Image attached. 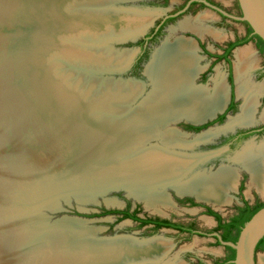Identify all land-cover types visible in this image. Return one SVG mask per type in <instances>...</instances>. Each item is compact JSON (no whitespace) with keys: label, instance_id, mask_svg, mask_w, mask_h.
I'll return each mask as SVG.
<instances>
[{"label":"rangeland","instance_id":"rangeland-1","mask_svg":"<svg viewBox=\"0 0 264 264\" xmlns=\"http://www.w3.org/2000/svg\"><path fill=\"white\" fill-rule=\"evenodd\" d=\"M68 1V3L71 4V1ZM72 1L75 2V5H72L75 6V8L69 9L70 7H66L64 10L63 7L60 9L58 6L57 9H60V11L57 10L54 16L52 15L49 17V25L45 21L43 22V28L46 27L45 31H43L40 26L41 24L35 23V20L32 21L34 14H38L37 7L39 6L35 5V7L31 3L32 0L27 1V3L25 0H17V9L14 10L15 14L8 15V17H5L1 22L2 24L0 23V34L2 35L5 44L4 47L6 49L1 55L2 50L0 48V68L2 67L1 72H3V67L7 61L6 56L11 58V60H15L19 51L21 52L23 49L29 50L30 46L34 44L37 49H41L42 51L39 52L38 50L39 55L37 57L39 59V61H37L39 62L37 71H39L38 75H40V78L51 81L62 93L66 94L69 92L71 94L76 93L79 94V96L81 95L80 99L84 106L90 105L89 100L87 102V99L82 98L83 94L87 91V87L97 82L96 89L99 88L100 90L105 87V85L107 86V82L110 81L108 79L114 76L102 73L103 69H108L111 63H104L101 59L96 62H84L82 58H84L85 52L93 49L92 52L97 53L98 57L100 56L103 58L106 56L104 57L106 59L114 57L116 61L119 60V62L113 63L114 66H110L112 68L122 65L128 62L132 56L133 52L130 50L137 48L136 42L144 38L149 30L157 25L159 20L174 13L180 6L179 1H171L169 4H163L160 0H136L128 3L121 2L116 3L112 7H108L107 5L115 2V0H96L93 2L88 0ZM215 1L221 3L226 11L229 10L236 13L234 15L241 16L237 14V0ZM94 4L95 7L93 6ZM104 4H106L105 7L107 9L104 8L103 10ZM195 9V11L176 19L175 22L167 24L162 36L155 43H151L149 57L142 64V69L140 71L141 78L135 77L129 70L123 75L114 76L118 81L120 78H123V80L136 78L145 83L144 96L140 97L139 100L136 98L137 100L134 102V106H132L133 110L135 106L140 105L139 103L142 99H146L144 98L145 96L150 95L153 89L152 79L150 80V77L147 75L149 77L147 78L144 74L145 66L166 39V41L173 43L176 39L184 37L193 39L197 44V37L190 33L192 32L202 38L201 41H203L207 48L214 51L216 50L214 46L217 42L225 44L227 41L235 39L236 37H245L250 31V27L246 23L234 21L224 23L218 14L209 9ZM106 10L116 15L110 18L104 16L105 20H112L106 24L102 22H96V24H91V26L85 24L88 28L85 30V28H83L84 23L81 27L76 24L79 21H75L74 25L76 24V26L73 24L67 26V24H65L67 27H61L64 22H67H62L60 18L61 15L65 16L67 13L69 15L72 13H76L75 15H84L82 13H85L86 15L97 14L98 16H103ZM126 11H130L129 13L132 14L141 13L142 15L143 13L146 17L148 16L151 18H149L147 24H145L146 28L141 29L143 30L141 35L127 38V41L121 42L116 39L135 35V32L130 33L133 30L130 27L123 26V21L120 20L122 17L120 18L119 15ZM148 11H151V13H147ZM27 14L30 15L28 16ZM56 15L59 16V18H56ZM27 16L29 18H27ZM104 17L100 18L104 19ZM198 18L204 19V27L205 29H209L210 33L204 31L202 35H198L190 29H182L180 27L183 21L189 20L194 22ZM46 25L50 27L49 30V27ZM125 28L127 29L124 30ZM52 29L56 32L54 33ZM122 31L124 32L122 33ZM256 45V40H251L244 47L237 49L234 54L235 57L232 56L231 59L234 68H236L235 63L237 54L245 49H251V59L254 61V67L251 68L247 75V82L255 86V88L263 89L262 92H260V95H262L264 92V79H257V70L263 67L264 59L263 56L259 54ZM196 53L200 58V66L202 67V72L198 74L195 80L196 84L199 86L211 87L215 79L219 78V81H224L226 83L229 97L230 89L229 83H227L229 74L228 63L225 61L218 63L214 66V69L210 71L208 77L204 78L203 75L206 73L205 70L210 66L212 61L201 52V49L198 50L197 48ZM1 61H4V63L1 64ZM32 69L35 68L32 67ZM17 78L18 77L13 80L16 82L19 80ZM30 78V75L26 76L24 82L31 86ZM80 79H83V84L81 83L78 86L77 81ZM75 86L77 88H75ZM10 88L12 90L13 86ZM101 94L102 92H99L97 96ZM53 98L56 99L53 100V106L59 112H62L65 106L64 103L59 98ZM239 98L243 99V101H241L242 104H244V98ZM89 110H91V107H89ZM89 110L84 113L85 117L90 115ZM239 110L240 109L235 113H229L222 123L211 124L208 129L202 131L186 130L185 127L192 124L191 121L184 118H182L184 120L180 119L178 123L169 122L162 129L163 131L179 130L180 132L177 130L175 131L180 134L184 141L191 143V146L185 149L184 152L202 158L195 172L189 177H184L182 180H189L191 177L197 175V172L209 174L217 171L221 167H235L238 173V179L236 180L235 190L230 191L232 200H230L229 204L218 207L215 204L200 201L196 196L190 195L191 199H195L197 204L206 205L220 213L224 220L232 218L237 213V207L242 204L243 197L251 203L259 196L260 199H264L263 193H258L255 188L249 186L250 174L240 166H237L235 161L232 162L233 158L245 147L251 146L254 147V149L264 147V139L247 142L235 155H229L222 149L219 150V148H214L220 145L222 138L240 129L237 126L234 130L222 131L231 117L235 118L241 113ZM55 112L56 111H54L53 114H55ZM218 112H221V110ZM218 112H216V114ZM216 114L207 121L210 122ZM101 117L103 118V116ZM260 117H264V111ZM29 121L28 123L32 125V128H30L38 133L36 130V127H38L37 123L30 119ZM87 126L90 128L89 125ZM210 131L216 132L217 135L213 136L208 142H196L199 136ZM0 132L3 131L0 129ZM27 140L30 145L35 142V140L25 137V143ZM149 142L147 146L157 143L160 144V141L156 139ZM55 145L47 143V146L40 148V154H37L39 160L36 158L39 167L37 165H35L37 167H32L27 163L18 167L19 169L16 177L0 175V264H67V262L70 263V261L78 262V260H76L77 256L74 254L77 253L76 250L83 247L91 248L96 246V248L101 249L107 248L109 245H114L115 247L119 244H123V246H126V243L133 245L145 244L146 246L149 245V242L152 243L156 240H163V242L167 243L165 245L168 247L164 251V254L170 249V252L162 258V261L156 264H196L199 259L205 264H215V261L222 260L226 256L227 251L225 247L217 244L216 240L210 236L191 237L187 239V237L178 236L176 232L170 230H162L157 234H153L149 232L150 229H140L138 223L132 220H121L117 215L101 216L103 211H120L128 207L131 208L132 211L137 209L139 217L141 218L166 217L178 223H189L195 220L200 229L204 232H211L217 224L212 218L207 217L202 209L180 204L181 201L187 203L189 196L180 195L171 187H167L164 190L170 203L167 207L159 206V209L156 210L148 208L145 200L140 199L126 188L120 187L119 184L103 183L105 180L104 178L98 180V182H102L103 185L99 183L100 185L91 186L89 180H87V182L82 175L80 176V169H78L80 164L73 159V154L76 151L73 150L72 152L71 149L73 146L70 142L66 140V143L63 142L62 145L60 141L59 144ZM19 150L22 152V147ZM2 152L6 155H2L5 156V159L13 154V152L9 150H2ZM29 160L31 163H34L33 156H29ZM93 162H96V160ZM245 173L249 176H246ZM242 183L244 187L243 193H238V187ZM258 261L259 264H264V254L261 252H258Z\"/></svg>","mask_w":264,"mask_h":264},{"label":"bare ground","instance_id":"bare-ground-1","mask_svg":"<svg viewBox=\"0 0 264 264\" xmlns=\"http://www.w3.org/2000/svg\"><path fill=\"white\" fill-rule=\"evenodd\" d=\"M25 1L27 3L31 0ZM70 1L71 4L68 3V0H32L31 3L34 6H39L37 7L38 16L34 14L32 21L35 20V23L41 24L42 30L45 31L46 27L43 28V22L48 24L49 17L54 16L57 10L60 11L62 7L64 10L66 7L75 8L72 6L75 5V2ZM58 6L60 9H57ZM16 7L17 0H0V23L8 15L15 14ZM126 13L129 12L126 11L119 16L122 17L120 19L123 21L122 25L133 30L130 33H136L146 28L145 24L151 18L146 17L143 13L142 15L141 13H139L140 15ZM57 15L56 18H59ZM87 15H61L62 22L67 21L61 27L71 26L75 21H79L76 23L77 26L82 27L84 23L83 28L86 30L88 29L87 24L91 26L96 22L106 24L112 21L105 20V17L97 21L96 19L99 17ZM28 16L27 18H29ZM203 20L202 18H198L194 22L186 20L180 24V27L202 35L204 31L209 32V29H205ZM166 40L156 50L157 52L154 53L152 60L146 66L145 75H148L150 80L152 79L153 89L140 105L135 106L134 110L132 106L142 92L139 83L110 80L107 82V86L105 85L104 89L102 88L103 90L100 89V91L99 88L96 89L97 82H94L88 86L90 88L87 87L84 94L82 93V98L87 99V102L90 101L91 110H89L83 105L80 99L81 95L62 93L51 81L40 78L39 71H37L39 66L37 57L41 49H37L34 44L30 46L29 50L19 51L15 60L6 56L4 71L1 72L2 67L0 68V129L3 131L0 132V175L16 177L18 167L27 163L32 167L35 165L39 167L37 154H40V148L47 146V143L57 145L60 141L63 145V142L66 143V140L71 139L74 142V146L71 144L73 146L71 150L72 152L76 151L73 154V159L80 164L78 167L80 176L82 175L85 181L89 180L91 186L117 183L145 200L148 208L156 210L159 209V206L167 207L170 203L164 192L167 187L174 188L180 195H194L198 200L215 204L218 207L229 204L232 200L230 191L235 190L238 178L235 167H221L209 174L197 172L198 174L189 180H182L195 172L202 158L184 152L191 146V143L184 141L175 131L177 129L174 131L162 130L169 122L175 123L180 119H187L192 123H202L213 117L216 112L222 111L226 106L229 98L228 87L224 81H219V78L215 79L211 87L197 85L195 80L202 72V67L196 53L197 44L195 41L184 37L176 39L173 43ZM4 45L0 34L1 55L6 50ZM92 50L85 52L84 58H82L84 62H96L101 59L104 63H111L109 64L111 66H114L115 62H119L114 57L111 59L104 58L106 56L98 57L97 53ZM250 50L245 49L237 54L236 68H234L237 96L243 97L245 102L241 106V113L235 118L231 117L222 131H231L237 126H247L254 121L257 96L263 89L255 88L247 82V75L254 67ZM3 63L4 61H1V64ZM28 75L31 76V86L24 82V78ZM16 77L19 80L16 79L15 82L13 79ZM82 80L77 81L78 86ZM76 86L75 88H77ZM99 92L102 94L97 96ZM53 97L59 98L64 103L62 112L53 106V100H56ZM239 99L243 101V99ZM88 110L91 116L85 117L84 113ZM54 111H56L55 114H53ZM29 119L37 123L38 133L31 129L32 125L28 123ZM88 124L90 128H88ZM216 135V132L211 131L204 133L197 138L196 142H208ZM25 137L35 140V142L30 145L27 140L25 143ZM154 139L159 140L160 144L147 146V143ZM21 147L22 152L19 150ZM2 150H9L13 154L5 159L6 155ZM3 154L5 156H2ZM29 156L34 157V163L30 162ZM114 156L117 158L120 156L121 159L119 158L120 160L115 162ZM94 160L96 162H93ZM234 161L237 166L250 173L249 186L255 188L258 193L264 194V147L255 149L251 146L245 147ZM102 178L105 179L104 182H98ZM148 244L134 246L126 243V246L123 244L115 247L109 245L107 248L100 247L101 249L96 246L83 247L76 250L77 253L74 255L77 256L76 260L79 264H116L119 261L129 262L132 260L156 262L161 259L168 247L163 240H156ZM89 249H93L95 252H89ZM88 254L91 256L89 257L91 260L87 259Z\"/></svg>","mask_w":264,"mask_h":264},{"label":"flooded vegetation","instance_id":"flooded-vegetation-1","mask_svg":"<svg viewBox=\"0 0 264 264\" xmlns=\"http://www.w3.org/2000/svg\"><path fill=\"white\" fill-rule=\"evenodd\" d=\"M160 1L163 4H169L171 1H179L180 6L176 9V11L174 13H172V14L166 16L165 18L159 20V22H157V25L154 26L153 28H151L149 30L148 34L144 38L139 39L136 42V45L139 48V53L135 57L132 65L129 69L130 73L132 71L131 68L134 65V62L140 60V63L142 65L145 62V60L149 57V53H150L149 49H150L151 43H155L162 36V34L164 33L166 25L171 23V22H175L176 19L183 17L185 14H189L190 12L195 11L196 10L195 8L209 9L210 11L218 14V16L221 17V19L224 23L229 22V21L236 22L235 20L223 15L219 10H223L224 12H226L230 15H234L236 13H233L229 10L226 11L224 6L215 0H160ZM204 1L208 2L211 5V7L206 5L204 3ZM237 6H238L237 14L241 15V11H240V7H239L238 2H237ZM234 16H236V15H234ZM191 34H193V33H191ZM193 35L195 37H197L196 41H197L198 50L201 49V52L204 55H206V57L209 60L212 61L210 66L206 70L204 69L206 71V73H204V75H203L204 78L208 77V74L210 73V71L213 70L214 66L217 65L218 63L225 61L229 65V74L227 77V81H228L227 83H229L230 95H229V99L226 103L225 108L221 112H218L216 114V116L210 120V122L207 121L209 119L208 118L206 120V122H204L200 126L187 125L185 127L186 130H188V131H196L194 128H200L201 127L202 129L200 131H202V130L208 129L211 126V124L222 123L229 113H235L241 107L242 101L237 99V94H236L237 92H236V88H235L236 87L235 70H234V64L232 62L231 57L232 56L235 57L234 54L238 48H240L244 45H247L249 43L248 42L247 44L236 46V43L238 41L249 36V32L245 37H242V38L236 37L235 39L227 41L225 44L217 42L216 45L214 46V49H216L214 51L210 50L209 48H207L205 46L203 41H201L202 38H200L199 36H197L195 34H193ZM256 47L258 49L259 54L261 56H263V59H264V53L260 50L258 43H257ZM225 55H227V56L225 57ZM257 74H258L257 79L258 78L264 79V65H263V67H260L259 70H257ZM135 77L141 78L140 73H139V75H135ZM239 102H240V104H239ZM263 111H264V92L262 95L258 94V96H257L256 112H255V116H254V121L250 124L251 126L247 125L250 127L240 128L239 130L231 132L229 135H227L221 139V143L219 146L214 147V148H219V150L222 149L223 151H226L227 154H229V155L230 154L235 155L236 152L239 151L240 148H242L247 142H249V141H260V140L264 139V117L263 118L260 117L262 115ZM223 116H224V118H222ZM244 170L247 171L246 169H244ZM245 175L249 176L247 173H245ZM250 180H251V176H250ZM243 189H244V187H243V183H242L238 187V190H237L238 193H243ZM259 197L253 203H251L245 197H243L242 204L239 205V207H237V213L232 218H230L228 220L223 219L222 223L223 224H230V223H233L235 221L242 220L243 218L249 216L253 212V210H255L257 207L264 205V199H260ZM180 204H182V205L185 204L186 206L202 209L203 213L206 214L207 217L212 218L217 223L216 226L213 228V230L211 232H204L200 229V227L198 226V224L195 220H192L189 223H178L174 220L167 219L166 217L165 218H161V217L141 218V217H139L138 211H137L138 212L137 216L139 217L140 220L136 221V223H138L140 229H143V230L150 229L149 232L153 233V234H157L162 230H170V231L176 232L178 234V236L187 237V239L191 238V237H195L196 235H198L199 237H209L210 236L216 240L217 244L220 243L218 238L211 236L213 233H218L222 238V236L226 234V231H224V230L215 231V229L219 226V221L216 219V217L208 214V210H212V211L216 212L215 210H213L212 208H210L206 205L203 206V205L197 204L195 199H191V196H189L187 203H184L183 201H181ZM247 207L249 209H247L246 212L242 213L241 210L246 209ZM124 210H129V212L132 213L137 209L132 211L131 208L127 207V209H124ZM216 213H218V212H216ZM218 214L221 215L220 213H218ZM120 218L121 217L119 216V219ZM125 220H129V219H125ZM147 220H150L151 222H149L148 224H145L143 221H147ZM161 221H169L172 224L183 226L187 230L182 232V231L174 229V228L158 227L157 224H158V222H161ZM200 232H203L204 234L201 235ZM232 234L234 236H236L237 231L234 230ZM219 245L221 246V243ZM226 251H227V249H226ZM258 252H261L264 254V248H260L257 251V256H256L257 264H259ZM227 255H228V251H227V254L224 257V259L215 261V264H222L223 262H225ZM196 264H205V263L199 259V261L196 262ZM206 264H208V263H206Z\"/></svg>","mask_w":264,"mask_h":264},{"label":"water","instance_id":"water-1","mask_svg":"<svg viewBox=\"0 0 264 264\" xmlns=\"http://www.w3.org/2000/svg\"><path fill=\"white\" fill-rule=\"evenodd\" d=\"M88 1L93 2V1H96V0H88ZM134 1H136V0H115V2H112L108 7H112L116 3H121V2L128 3V2H134ZM237 2L239 4L240 10H241V16L230 15V14L224 12L223 10H219V11L223 15L235 20L236 22H242V23L248 24L249 27L253 31V35H256V36L260 37L264 41V0H237ZM204 3L211 7V5L208 2L204 1ZM105 5L106 4H104V6H103V10H104V8H106ZM93 6L95 7V4ZM96 7H97V4H96ZM148 12H151V11H148ZM152 12H155V11H152ZM75 14L76 13H72L70 15H74L75 16ZM82 14H84L83 16H88L85 13H82ZM67 15L70 16L68 13H67ZM89 15H95L96 17H99V18L96 19L97 21L98 20H102L100 17L103 18L104 16L105 17L107 16L108 18H110L111 16H113V17L116 16L115 14H111L110 11H107V10H106V12H105V14L103 16L102 15L98 16L97 14H89ZM142 32H143V30H140L139 32H136L135 35H133V36L123 37V38L116 39V40L124 42V41H127V38H133V37H137V35H141ZM188 32H190V31H188ZM190 33H192V32H190ZM244 46H242V47H244ZM242 47H240V48H242ZM130 51L133 52V54L130 57V59L128 60V62H126V63H124L122 65H119L117 67L115 66L113 68L111 67V68H108V69H103L102 73L108 74L110 76L111 75H114V76L123 75L124 73H127L128 70L130 69V67H131V65H132L137 53L139 52V48L137 47L136 49L130 50ZM153 55H152V58H153ZM150 61L147 63V65L150 63ZM146 66H145V70H146ZM145 70H144V74H145ZM114 76H111L112 78H110L108 80L118 81ZM148 81H149V79H148ZM118 82L139 83L142 86V92H141V95L137 99L139 100L140 97L144 96L143 92L145 90L146 85L142 81L137 80L136 78H129L127 80H123V78H120V80ZM235 83H236V81H235ZM146 97L147 96H145L144 98H146ZM237 99L240 100L238 96H237ZM143 100L144 99H142V101ZM141 102L139 104H141ZM241 106H242V104H241ZM85 107L89 109L90 106L86 105ZM239 111H241V107H240ZM175 123H178V121L175 122ZM203 123L204 122H202V123H192L191 122V124L195 125V126H200ZM250 126H240L239 128H247V127H250ZM68 141L70 142V144H72L74 146L73 140L69 139ZM119 154H121V153H119ZM239 154H237V156ZM114 158H116V160H117V161L115 160V162H118L120 156L118 158L114 156ZM235 158H233L232 162H234ZM106 162H109V161H106ZM183 196H190V195H183ZM183 196H180V197H183ZM200 234L203 235L204 233L200 232ZM211 236H214V237L218 238L222 246L230 247V248H232V249H234L236 251L235 259L232 261L233 264H257L256 256H257V251H258V245L264 239V207L261 208L258 212H256L253 215V217L243 226V228L241 230V233L239 235V238H238L236 243L223 241L221 236L218 233H213ZM195 237H199V236L196 235ZM89 251L92 252V253L95 252L93 249H89ZM168 252H170V249L167 250V252L165 254H163V256L161 257V259H159L156 262L155 261L143 262V261H140V260H135V261L132 260V261H129V262L119 261L116 264H156L157 262H161L162 258L165 257ZM89 257H91V256H89V254H88V258L87 259L91 260ZM67 264H79V263L76 262V261H70V263L67 262ZM111 264H113V263H111Z\"/></svg>","mask_w":264,"mask_h":264},{"label":"trees","instance_id":"trees-1","mask_svg":"<svg viewBox=\"0 0 264 264\" xmlns=\"http://www.w3.org/2000/svg\"><path fill=\"white\" fill-rule=\"evenodd\" d=\"M253 39L256 40V42L258 43V45L260 47V50L264 53V41L260 37H258L256 35H253V31H252L251 28H250V31H249V36H247L246 38L241 39L240 41H238L236 43V46L237 45L247 44L248 42H250ZM226 56L227 55H225V57ZM141 69H142V65L140 63V60L136 61V62H134V65L131 68V70H132L131 73H133L134 75H139ZM222 118H224V116ZM194 129L196 131H200L202 128L200 127V128H194ZM263 207H264V205H261V206L257 207L255 210H253V212L249 216L243 218L242 220H238V221H235V222L230 223V224H223L222 223L223 218L221 217V215H219L218 213H216V212H214L212 210H208V214L211 215V216L216 217V219L219 221V226L215 229V231H219V230L226 231V234L222 236V240L225 241V242L236 243L238 238H239V235L241 233V230H242L243 226L253 217V215L256 212H258ZM247 209H249V208L247 207L246 209L241 210V212L244 213V212L247 211ZM137 214H138L137 210H135L132 213H130L129 210H120V211H103L101 216L117 215V216L121 217L120 218L121 220L129 219V220H133V221L136 222V221L140 220L139 217L137 216ZM143 222L145 224H148L151 221L147 220V221H143ZM157 226L158 227L174 228V229L180 230L182 232L187 230L183 226L172 224L169 221L158 222ZM234 230L237 231V235L236 236H234L232 234ZM218 244H220V243H218ZM225 248L228 251V255H227V258H226L225 262H223L222 264H233L232 261L235 259L236 251L234 249L230 248V247H225ZM260 248H264V239L258 245V249H260Z\"/></svg>","mask_w":264,"mask_h":264}]
</instances>
